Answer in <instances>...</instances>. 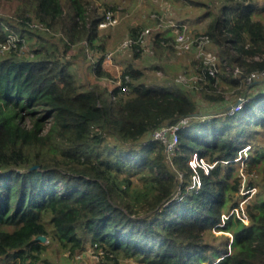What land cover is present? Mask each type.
Here are the masks:
<instances>
[{
  "label": "trees",
  "instance_id": "trees-1",
  "mask_svg": "<svg viewBox=\"0 0 264 264\" xmlns=\"http://www.w3.org/2000/svg\"><path fill=\"white\" fill-rule=\"evenodd\" d=\"M11 1L14 10L0 13V49L8 46L0 51V260L37 264L56 243L70 257L93 245L115 262L264 264V145L256 141L264 128V79L246 82L264 69V23L254 16L260 5L224 0L205 30L195 32L222 47L214 75L199 59L200 98L223 101L220 82L246 98L236 111L220 108L203 118L196 95L173 79L147 83L133 64L111 90L78 86L65 53L76 45L86 58L88 48L104 50L93 69L109 75L101 67L107 48L98 22L113 3ZM145 21L128 36L159 19ZM161 32L154 44L174 50L170 28ZM182 117L189 120L169 161L151 132ZM246 146L245 182L254 191L244 221L231 208H240L236 162ZM194 153L212 164L207 172L189 164ZM196 174L200 186L189 187ZM135 202L147 213L134 216ZM212 228L229 233L217 236Z\"/></svg>",
  "mask_w": 264,
  "mask_h": 264
},
{
  "label": "rangeland",
  "instance_id": "rangeland-1",
  "mask_svg": "<svg viewBox=\"0 0 264 264\" xmlns=\"http://www.w3.org/2000/svg\"><path fill=\"white\" fill-rule=\"evenodd\" d=\"M196 1L197 3H195L193 0H94L95 4L98 6H101V3L103 2L113 3L114 8L110 9L115 11V15L117 18L115 25L103 27L104 29L101 28L99 32H103L102 36L107 48L102 61L111 60L112 63H110L115 64L113 63V56L111 58L106 56L108 52L112 51L120 56L121 60H123V63H117L118 65L115 64L114 66L117 69H112V71H109L108 67H103L104 71L108 72L109 75L105 77H98L94 72L93 62L101 53L104 52V50L101 52L97 47L94 49L88 48L87 50L90 57L86 58L83 57L82 53L79 52V48L77 47V45L73 46L66 51L65 56L66 58H68L69 68L72 71L78 86L80 88H87L93 84H99L100 86H105L111 90L115 86H117V78H119L124 65L133 64L135 66H140L139 68L143 70L144 78L147 83H166L168 80L173 79V81L178 84V86L187 89L190 91V93L196 95L198 97L197 107L203 113V118L211 116L212 112L220 108L231 110V105L239 98L236 97L237 89H227L226 84L223 82H220L219 86H217L218 91H222L224 95L223 101L212 103L204 101L200 98L198 91L202 86L197 82V80L199 79V75H197L198 68L200 67V57L198 52H194L193 50L176 51V49L172 50L170 48H167L166 46L160 48L153 42L156 32H164L165 28H169V22L172 21L171 19L184 22L187 30L190 31V34H195L196 31L203 32L207 27L208 21L215 15L218 6H220L224 0ZM201 1H203L205 4H208L207 7L198 3ZM249 1L260 5L261 8L259 9V14H254V16H256L257 18H261L262 22L264 23V0ZM15 4V1L0 0V13L9 14L14 10ZM208 8L212 12L209 15H207ZM152 11L160 12L161 21H157L153 26H151L150 24L149 27H143L150 28V31L146 35L143 43L138 45L137 48H125L124 50H118L119 43L126 36L130 35V31L132 29L141 28L146 23L145 19L147 18V16L152 18ZM80 44L85 43L81 42ZM22 46L23 48L27 47L26 44H23ZM7 47L8 46L6 45L2 49H0V51L6 49ZM221 48L222 47L215 45L212 42H210L205 47V49L211 52L215 56V58L216 56L220 57ZM115 53H113V55ZM170 63L174 66H172V69L169 68ZM111 64H109L108 66H110ZM162 64L164 66L168 65V67H164ZM165 78L166 81L164 80ZM24 123L27 124L28 121L25 119ZM256 141L264 145V128L261 130V133H259ZM247 149L248 146L243 149V157L239 160L238 163L236 162V166L242 176L243 181L242 185L239 188L237 197L238 200L241 199L239 200V206L241 210L239 207L231 208V210L238 212V214L240 215H242V211L245 210V203L247 202L246 200L254 191V189L249 191L248 186H246L245 182L248 176L246 173L244 161V159L247 157ZM173 155L174 153L167 154V159L170 161ZM240 157L241 156L239 155L237 159ZM211 160H213L212 163L215 162V157H211ZM133 178L134 182L137 183V187L142 188L139 179L136 176H133ZM194 179L197 180L198 175L193 176V180ZM191 186H195L196 188H198L200 184H195L194 181H192L189 187ZM175 196H177V194ZM133 207L135 208L134 216L147 213L146 206L143 202H135ZM211 231L214 235L217 236H220L219 234L229 233L228 231L218 230L216 228H212ZM220 239L221 238H219L218 241ZM45 241L46 239L44 240V242ZM212 241L214 242L215 240L212 239ZM103 256L104 254L101 255V253L96 254L94 251V246H89L88 244L87 249H85L83 252L79 253L75 257H70L66 252H63L56 243H49L46 246L45 251L42 253V257L45 258V261L40 260L39 262H37V264H146L133 258L121 257H119L117 259V262H115L112 259H104ZM12 262L13 261L11 259L0 260V264H11Z\"/></svg>",
  "mask_w": 264,
  "mask_h": 264
},
{
  "label": "built area",
  "instance_id": "built-area-1",
  "mask_svg": "<svg viewBox=\"0 0 264 264\" xmlns=\"http://www.w3.org/2000/svg\"><path fill=\"white\" fill-rule=\"evenodd\" d=\"M152 17H157L159 20L161 19L160 14L158 13H152ZM172 21L169 22V28L173 34V47L174 49L181 50V51H188L193 50L194 52L199 53V57L202 58V61L204 64H206V69L209 74L214 75L216 68H215V56L207 51L205 47L207 46L209 42V38L204 33L199 34H190V31L187 30L186 25L184 22L175 21L171 19ZM117 21L115 11L112 9H105L104 17L98 22V28H103L107 26H113L115 25ZM161 21V20H160ZM160 23V22H159ZM171 25V26H170ZM150 28H144L137 36H126L124 39L121 40L119 43L118 50H124L126 49H132L134 44L140 45L143 43V41L146 38V35L149 33ZM2 47H5L2 45ZM114 52L110 51L106 54L108 57H112ZM264 57V54H263ZM255 59L258 58L257 55L254 56ZM238 69H236L237 71ZM258 79H264V69L263 70H255L251 71L248 76L246 77V82H251L252 80H258ZM120 83V79L117 80V85ZM262 92L264 93V85L262 88ZM240 101H235L231 105V112L238 110L241 108L242 104L246 100L245 97H239ZM188 117H182L178 122L172 123V124H164L161 125L151 132V137L153 139H157L161 141L164 144L165 151L167 154L175 153L177 146H178V130L180 127L185 126L188 123ZM189 164L192 167L196 166H202L205 168V172H207V169L212 164H208L204 161L203 158L199 157L197 153H194L192 157L189 159ZM215 163V162H213ZM197 176V175H193ZM194 183H199V178L196 180H193ZM249 191L253 190L254 188H248ZM239 217H241L244 221H247V215L244 211H242V215L238 214ZM246 219V220H245ZM95 251V250H94ZM95 253H102L101 250L95 251Z\"/></svg>",
  "mask_w": 264,
  "mask_h": 264
},
{
  "label": "crops",
  "instance_id": "crops-1",
  "mask_svg": "<svg viewBox=\"0 0 264 264\" xmlns=\"http://www.w3.org/2000/svg\"><path fill=\"white\" fill-rule=\"evenodd\" d=\"M113 59H114V60H113V63H115L116 65H118L117 63H119V64H122V63H123V60H121L120 56H118L117 54H114V55H113ZM110 62L112 63L111 60H103V61L101 62V66H102V68H103V67H106V68L108 67L109 71H112V69L115 70V68H116V67L114 66L115 64H111ZM109 64H111V65L108 66ZM162 65H163V64H162ZM124 66H125V65H124ZM163 66H164V65H163ZM172 66H173V64L170 63V64H169V68L172 69V68L174 67V66H173V67H172ZM136 67L139 68L140 66H136ZM164 67H168V65H165ZM103 69H104V68H103ZM116 69H117V68H116ZM116 78H117V77H116ZM116 78H115V79H116ZM115 79H113V80H115ZM117 79H118V78H117Z\"/></svg>",
  "mask_w": 264,
  "mask_h": 264
},
{
  "label": "water",
  "instance_id": "water-1",
  "mask_svg": "<svg viewBox=\"0 0 264 264\" xmlns=\"http://www.w3.org/2000/svg\"><path fill=\"white\" fill-rule=\"evenodd\" d=\"M237 101H240V98L237 99ZM39 239H41L42 241H44L46 239V237L44 235H38L37 236Z\"/></svg>",
  "mask_w": 264,
  "mask_h": 264
}]
</instances>
